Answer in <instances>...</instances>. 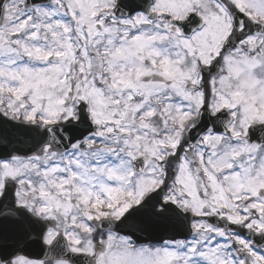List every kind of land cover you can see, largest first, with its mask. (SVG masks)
Segmentation results:
<instances>
[{
	"label": "snow or ice",
	"instance_id": "snow-or-ice-1",
	"mask_svg": "<svg viewBox=\"0 0 264 264\" xmlns=\"http://www.w3.org/2000/svg\"><path fill=\"white\" fill-rule=\"evenodd\" d=\"M0 264H264V0H0Z\"/></svg>",
	"mask_w": 264,
	"mask_h": 264
}]
</instances>
